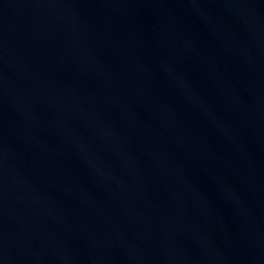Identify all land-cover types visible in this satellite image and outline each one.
Masks as SVG:
<instances>
[{"label": "water", "instance_id": "1", "mask_svg": "<svg viewBox=\"0 0 264 264\" xmlns=\"http://www.w3.org/2000/svg\"><path fill=\"white\" fill-rule=\"evenodd\" d=\"M0 264H264V0H0Z\"/></svg>", "mask_w": 264, "mask_h": 264}]
</instances>
